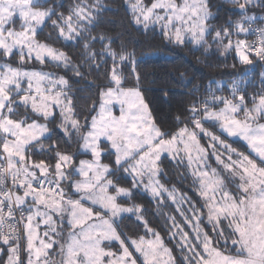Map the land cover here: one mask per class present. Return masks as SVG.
I'll return each mask as SVG.
<instances>
[{
  "label": "snow or ice",
  "instance_id": "6c2138e0",
  "mask_svg": "<svg viewBox=\"0 0 264 264\" xmlns=\"http://www.w3.org/2000/svg\"><path fill=\"white\" fill-rule=\"evenodd\" d=\"M229 2L239 20L214 29L209 0H127L132 23L144 30L158 25L169 43L208 52L211 36L222 55L235 51L244 65L264 62V26L253 27L264 16L249 14L264 8V0ZM48 3L0 0L5 264H264V72L259 91L249 95L235 80L229 97L210 93L191 101L188 115L176 117L178 127L165 130L139 87L137 68L152 53L137 59L114 50L110 37L92 35L106 10L103 0H77L67 14L57 11L63 4ZM49 26L58 41L82 45V63L38 38ZM249 33L256 34L254 42L239 38ZM105 40L96 52L94 42ZM32 64L71 69L80 79L82 68L103 69L107 84L89 109L95 114L81 123L69 80ZM130 78L136 86H126ZM57 116L56 128L50 127ZM73 138L76 152L60 150ZM240 142L246 152L233 146ZM165 156L187 169L198 199L161 182ZM141 194L158 209L174 206L165 223L179 261L145 218L147 209L135 202ZM129 223L143 234L129 235ZM56 249L58 261L52 259Z\"/></svg>",
  "mask_w": 264,
  "mask_h": 264
},
{
  "label": "trees",
  "instance_id": "16d2710c",
  "mask_svg": "<svg viewBox=\"0 0 264 264\" xmlns=\"http://www.w3.org/2000/svg\"><path fill=\"white\" fill-rule=\"evenodd\" d=\"M76 2L77 0H49L47 6L63 4V7L58 8L57 11L67 14L68 9ZM103 4L106 10L103 12L98 25L93 29L92 35L110 37L112 40L111 47L114 50L120 51L123 48L127 52L134 53L137 59L142 54L152 53L137 68L140 74L139 87L156 123L163 129L174 131L178 127L176 117L184 118L188 115L186 107L189 103L193 100L206 98L211 90H215L219 86L225 91L224 96L226 97H229L226 93L235 80L241 81L240 84H243L242 87L246 89L249 95L260 90V72H256L253 83L247 79L250 77L253 68L257 65H263L262 62L254 61L252 65L241 64L235 51H229L222 55L211 36L208 37V43L211 45L208 52H205L203 47H194L191 43H186L185 46H177L169 43L162 36L160 27L155 26L149 30H144L142 26L133 24L127 0H103ZM209 8L213 14L209 23L214 29L228 27L229 21H236L240 18L238 9L229 1L209 0ZM252 13L264 15V8L252 7L249 14ZM257 23L260 25L259 19L255 22V24ZM38 38L42 42H47L66 52L72 58L73 63H82V45L76 47L72 42L58 41L51 26L45 28ZM239 38L248 39L249 43L252 40L251 33L246 37L241 35ZM233 39L235 40V38ZM107 42V40L95 41L94 50L100 52L103 44ZM110 65L111 61L109 60ZM29 67L49 68L69 80L81 123H84V117L90 118V115L95 114L94 112L90 113L89 109L93 102L98 99L99 90L107 84L103 69L98 73L95 70L89 72L86 67L82 68L81 71L84 72L85 78L80 79L73 74L71 69L56 68L51 64L45 66L32 64ZM245 72L248 73L246 77L244 76ZM126 86H136L135 79L130 78ZM58 123L59 116L50 124V127L56 128ZM53 139L55 140L56 137ZM234 145L246 151V147L242 143H235ZM77 149L78 144L75 138L70 145L63 143L60 145V150L70 153L76 152ZM85 157L89 156L80 155L77 159ZM103 159L105 163H110V158ZM161 168L163 171L160 179L165 186L169 188L175 186L179 191L188 193L193 199H198L190 187L191 177L187 174L184 166L177 165L165 156L162 158ZM135 202L143 204L147 209L145 218L165 238L166 243L173 249V254L179 261L181 254L175 248V241L168 240V227L165 223L167 216L175 214L174 206L164 205L158 209L156 203L143 194L137 196ZM125 231L129 235H134L137 232L143 234V229L137 228L134 223H129ZM6 260V252L1 253L0 264H4Z\"/></svg>",
  "mask_w": 264,
  "mask_h": 264
},
{
  "label": "rangeland",
  "instance_id": "374dc122",
  "mask_svg": "<svg viewBox=\"0 0 264 264\" xmlns=\"http://www.w3.org/2000/svg\"><path fill=\"white\" fill-rule=\"evenodd\" d=\"M147 1H150L151 2V0H146V2ZM225 1H229V0H225ZM210 9V8H209ZM253 14V13H252ZM251 15V14H250ZM256 16L257 17H260V16H264V15H259V14H256ZM16 26H19V24H17ZM158 26V25H157ZM257 26H264V22H262V21H260V25H259V23H257V24H253V27H257ZM159 27V26H158ZM233 38H237V37H233ZM240 39H242V38H240ZM248 40V39H247ZM226 42V41H225ZM249 42V41H248ZM257 63H258V61H257ZM263 63V65H257V66H255L254 68H253V70L251 71V73H250V77L247 79L249 82H252L253 83V81H254V79L253 78H255V76H256V72L258 71V72H260V73H262V72H264V62H262ZM50 65V64H49ZM43 70L44 71H51V72H56V71H53L52 69H49V68H43ZM56 75H59V76H63V75H61V74H57V73H55ZM240 86L242 87L243 86V84L241 85L240 84ZM219 87H221V86H219ZM228 96V95H227ZM145 103H146V101H145ZM117 111H118V109H117ZM203 142V141H202ZM233 146L234 147H236L234 144H233ZM239 151H241L238 147H236ZM87 158H90V157H85V158H83V159H87ZM103 162H104V159H103ZM105 163V162H104ZM183 166V165H182ZM186 171H187V169H186ZM187 174L189 175V173H188V171H187ZM164 209V208H163ZM57 252H58V249H56L55 251H53V253H52V259L53 260H56V261H58L59 259H60V257L57 255ZM57 256H58V258H57Z\"/></svg>",
  "mask_w": 264,
  "mask_h": 264
},
{
  "label": "built area",
  "instance_id": "2783aa9c",
  "mask_svg": "<svg viewBox=\"0 0 264 264\" xmlns=\"http://www.w3.org/2000/svg\"><path fill=\"white\" fill-rule=\"evenodd\" d=\"M251 38H252V40H251V43H252V42H254V41L257 39L256 34L251 33ZM240 87H241V86H240ZM241 88H243V87H241ZM210 93H214V94L217 95V96H224L225 91H224L221 87H219V88H217V89H215V90H211V91L209 92V94H210ZM209 94H208V96H209ZM226 95H228V96L231 95V88L228 90V92L226 93ZM208 96H207V97H208ZM225 97H226V96H225Z\"/></svg>",
  "mask_w": 264,
  "mask_h": 264
},
{
  "label": "crops",
  "instance_id": "0c3cea01",
  "mask_svg": "<svg viewBox=\"0 0 264 264\" xmlns=\"http://www.w3.org/2000/svg\"><path fill=\"white\" fill-rule=\"evenodd\" d=\"M17 28L19 27V26H16ZM240 143H242V142H240ZM243 144V143H242ZM244 147H246L245 145H244ZM239 148V147H238ZM241 151H244V150H242L241 148H239ZM246 152V151H245ZM0 256H1V253H0ZM57 258H58V256H57ZM5 264V263H4Z\"/></svg>",
  "mask_w": 264,
  "mask_h": 264
}]
</instances>
